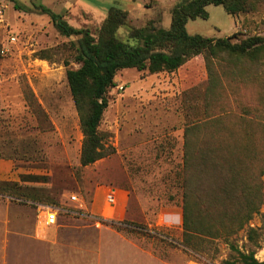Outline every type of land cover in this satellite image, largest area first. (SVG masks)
Here are the masks:
<instances>
[{
  "label": "rangeland",
  "instance_id": "rangeland-1",
  "mask_svg": "<svg viewBox=\"0 0 264 264\" xmlns=\"http://www.w3.org/2000/svg\"><path fill=\"white\" fill-rule=\"evenodd\" d=\"M180 1L0 0V184L9 185L0 192V264H225L235 259L230 244L264 261V175L262 205L241 231L226 240L197 238L190 248L182 243L177 176L184 126L209 113L204 109L208 77L203 57L173 72H117L98 128L109 154L83 167V135L66 80V71L77 68L75 38L60 35L46 15L22 11L42 4L73 28L95 30L116 7L126 11L129 26L152 21L168 28ZM205 10L207 19L187 22L188 34L264 36V0L253 12L235 17L221 6ZM11 35L14 43L8 42ZM212 67L220 74L225 64L214 61ZM238 69L259 79L246 86L221 80L225 124L261 131L255 124L262 123L264 114L259 106L264 65L243 63ZM110 190L116 205L107 214L104 197ZM71 195L79 202H70ZM40 206L74 214H59L55 226L39 230ZM248 228L263 233L259 248L247 241Z\"/></svg>",
  "mask_w": 264,
  "mask_h": 264
},
{
  "label": "trees",
  "instance_id": "trees-1",
  "mask_svg": "<svg viewBox=\"0 0 264 264\" xmlns=\"http://www.w3.org/2000/svg\"><path fill=\"white\" fill-rule=\"evenodd\" d=\"M259 1L181 0L172 8L168 28L157 27L152 21L141 28L129 26L126 11L116 7L109 8L95 30L73 28L61 14L42 4L22 8L26 13L46 15L60 35L75 38L71 44L77 68L66 71V80L83 135L79 158L83 167L109 154L103 145L105 134L98 128L108 106L107 92L116 86L117 72H173L187 61L203 57L208 77L204 109L209 113L203 120L192 119L184 126L182 167L177 176L185 247L197 245L193 242L197 238L226 240L241 231L262 205L260 178L264 175V114L262 123L255 124L261 131L229 129L219 94L224 79L235 86L258 82V77L238 67L243 63L264 65V36L190 35L186 24L197 18L207 19L205 8L209 5L221 6L227 15L235 17L253 12ZM120 29H124L122 35ZM220 60L225 64L222 75L212 67ZM263 104L262 97L259 106ZM7 188L8 184H0V192ZM35 196L31 198L37 199ZM262 236L260 229H247V241L256 248ZM229 247L235 259L225 264H264L252 250L245 253L233 244Z\"/></svg>",
  "mask_w": 264,
  "mask_h": 264
},
{
  "label": "built area",
  "instance_id": "built-area-1",
  "mask_svg": "<svg viewBox=\"0 0 264 264\" xmlns=\"http://www.w3.org/2000/svg\"><path fill=\"white\" fill-rule=\"evenodd\" d=\"M8 42L14 43L15 37L13 35L9 36ZM70 202H76L78 203L79 200L76 196L71 195L69 197ZM116 205V199H115V193L113 190L108 191L105 194L104 197V208L105 212L108 214H112L114 211ZM74 214L72 212H66L64 210L59 209L58 207H50V206H40L38 210V214L36 216V226L39 230H45L47 228H50L52 226H55L58 223L59 214ZM104 219H106V216L102 215ZM89 219L95 220L94 223L96 225L101 224V219H95L92 217H89Z\"/></svg>",
  "mask_w": 264,
  "mask_h": 264
}]
</instances>
